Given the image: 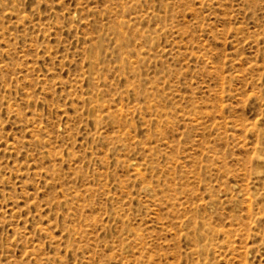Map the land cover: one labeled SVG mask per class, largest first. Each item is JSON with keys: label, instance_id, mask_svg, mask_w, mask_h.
<instances>
[{"label": "rangeland", "instance_id": "374dc122", "mask_svg": "<svg viewBox=\"0 0 264 264\" xmlns=\"http://www.w3.org/2000/svg\"><path fill=\"white\" fill-rule=\"evenodd\" d=\"M0 264H264V0H0Z\"/></svg>", "mask_w": 264, "mask_h": 264}]
</instances>
